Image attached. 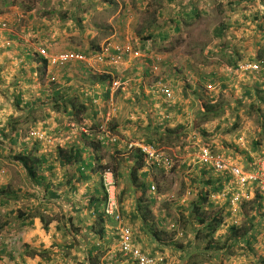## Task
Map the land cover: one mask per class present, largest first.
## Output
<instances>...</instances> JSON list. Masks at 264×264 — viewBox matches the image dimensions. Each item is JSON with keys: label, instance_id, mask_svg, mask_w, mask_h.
<instances>
[{"label": "crops", "instance_id": "obj_1", "mask_svg": "<svg viewBox=\"0 0 264 264\" xmlns=\"http://www.w3.org/2000/svg\"><path fill=\"white\" fill-rule=\"evenodd\" d=\"M26 1L32 6L35 4L32 11L26 12L29 7L25 8L26 2L23 0V7L10 6V11L4 14V18L0 17L2 23L10 21L8 16L11 14L16 15L11 10L25 15L20 25L10 23V29L0 27V147L4 149L0 153V167L7 165L6 161H9L12 162V167L19 170V175L12 169L8 170L5 183L1 187L8 191L5 199L10 197V200L3 203L0 201V206H4L0 212L3 235L0 239V264H132L121 252L116 236L118 223L104 214L106 199L102 167L105 165L115 166L119 184V212L124 223L134 230L135 244L145 254L151 257L163 255L166 257V264H190L189 257L196 259L198 255L200 262L206 259L201 264H251L252 260L260 258L250 251L238 250L247 245V238L229 240L227 247L221 245L230 228L225 225L227 223L221 226V230L225 229L222 232L219 229L218 232L221 233L215 238L220 242V250H206V245H200L203 240H197L195 229L198 226L194 218L190 219L189 209L203 187L199 184V188H196L192 183L193 180L203 182L213 176L210 173L203 177L202 172L207 170L198 165V154L190 156L191 147L195 143L187 147L192 144L189 139L183 144H176L174 148L178 147L188 153L183 151L180 154L181 168L188 170L193 164L194 169L201 170L199 176L196 174L188 178V175H172L169 177L170 181L166 174L161 175L146 167L139 172L138 179L133 181L135 164L130 160L132 154L124 144L147 139L157 143L158 137H163L167 129L174 132L175 122L178 123L186 115L185 101L177 99L176 103L170 105L157 92L159 81L150 70L151 59L154 56L163 57V65L169 68L164 70L170 72L169 77L174 86L180 79H171V76L181 75L176 70V73L172 71L175 58L173 54L176 52L175 47H172L173 37L184 36V31L191 36L192 31L185 28H192L203 16L210 15L222 21L213 30L214 36L219 33L218 28L224 26V37L229 29L226 7L234 13L241 1L183 0L181 5V0H138L139 5L133 6L134 14L144 13L137 17L134 24L132 19L125 22V0ZM248 2L256 0H242L245 6ZM251 11L252 9L249 12ZM249 12H245V15L250 16ZM112 17L115 23L111 21ZM105 22L114 27L113 32L110 25V36H107ZM69 37L72 38V43ZM109 37L121 43L134 39L137 48L150 51V58L128 61L118 69L100 67L101 70L94 73L86 65L76 62L52 69L47 59L40 54L41 49L56 55L67 52L95 53L105 41L111 39ZM77 38L78 42L75 43ZM160 42H168L172 46L161 50L157 47ZM210 50L211 47L208 46L205 52ZM234 61L237 59L232 56L229 64ZM199 66L200 63L197 64V71ZM92 74L95 79L93 83H88L87 90L93 96L91 95V99L84 98L87 112L81 113L79 119L65 116L56 107L49 109L48 104L46 108L39 105L44 102V97L53 101L56 100L55 96L59 99L61 96L66 97L65 100L79 96L71 94L79 92L82 87L78 85L77 79L87 81L86 76ZM52 76L56 79H68L66 82H69V95L61 92L57 94L56 91L52 93L48 91L45 81H40ZM98 77L107 79H97ZM110 80L118 86L117 89H108L107 81ZM199 83L202 81L199 80ZM93 99H99L101 104L95 105ZM196 99L191 101L196 102ZM106 100L116 102L118 112L111 125L112 133L122 141L114 144L109 138L105 142L101 141L99 150H94L89 141H100L99 132L95 134L96 131L91 130L87 134L80 131L76 135L74 132L80 130L85 123L89 124V128L98 122L102 118L101 106ZM54 104L57 106L62 103ZM132 114L142 115V119L132 121ZM33 130L44 131L54 138L53 146H44L42 142L31 138L29 134ZM72 145L86 146L83 158L90 164L86 163L82 173L76 170L78 166H73L70 170L68 166H63L64 160L58 156V148L67 149ZM172 145L163 143L162 147L172 149ZM197 152L199 151H195ZM19 154H25L29 159L44 160L42 170L36 178V181L42 180V184L37 185L22 164L15 160ZM245 154V162L251 164V167H242L248 171L255 170L256 163L264 158V152L253 151V155ZM174 180H182L183 187L178 191L172 189L171 193H159L162 181L173 183ZM140 181L146 184L147 192L138 187ZM153 185L158 189L157 194L151 191ZM190 198H193L191 203L188 202ZM219 205L230 207V202L228 199L221 200ZM100 215H103L102 218H99ZM242 215L246 220L251 217L258 218L254 222L252 234H258L255 244H261L264 238L263 219L255 213L245 215L242 212L241 217ZM192 226L193 231L189 234L188 229ZM250 226L249 223L248 227ZM179 229H182L180 235L186 239V248L177 246L178 236L174 239L169 235L170 231ZM187 233L189 235L185 236ZM191 244L192 248L189 246ZM196 245H199V254L193 251Z\"/></svg>", "mask_w": 264, "mask_h": 264}, {"label": "rangeland", "instance_id": "obj_2", "mask_svg": "<svg viewBox=\"0 0 264 264\" xmlns=\"http://www.w3.org/2000/svg\"><path fill=\"white\" fill-rule=\"evenodd\" d=\"M235 1H241V3L237 2V11L232 13L230 9L226 7L227 11L225 15L227 18L229 29L227 33H224V37L214 36L213 30L216 26L221 25L222 21H220L215 16L210 15L203 16L200 22L198 20L194 23L192 28H185V30L190 29L192 31L191 36L187 35V31H184V36L176 35L173 37V46L168 42H160L157 45V47H159L161 50H164L169 45L175 47L176 52L173 54L175 56V58L173 59L174 70L172 69V71H178L181 76H179L178 74L177 75L179 77L171 76V79H180L178 82L174 83V86L169 77L170 72L164 70H169V68L163 65L164 59L162 56L154 58V61L149 64V67L155 79H158V81L160 79H166V84H168L173 90V104L176 103L177 99L185 101L184 113L186 115L184 116V119L183 117H181L178 123L177 121L175 122V132L170 139H172L173 141L180 140L181 144L188 142L190 139L192 144L187 145V147L193 145V143H195L196 146L194 145L193 147H195L196 149H199V147L203 146L211 147L214 151L223 154L231 162L232 160L238 161L237 164H239L240 166L245 165L247 166V169H250L251 164H247V162H245V160H247L245 159V153L253 155V151L264 152V72H261V69L254 70L252 68H247L246 66L251 62H257L260 58L264 57V3L263 0H260V2H258L259 0H256V2L246 3L245 6L242 3V0ZM125 3H127V5L124 7L125 22L132 19L134 24L137 17L144 12L134 14L135 8L133 6L139 5L138 0H125ZM181 5H183V0H181ZM10 6L14 7V5L10 4L8 1L5 2L3 0H0V17L4 18V14L10 11ZM250 9H252L251 12H249ZM240 10L241 13L239 12ZM11 11L15 12L16 15L11 14L10 16H8L10 13L9 12L5 17L7 19L8 16L11 22L8 20L3 21L2 23H14L16 20L15 16L21 17V19H25V15L22 12H17L14 10ZM245 12H249L250 16H246ZM113 18L114 17L111 18V21L115 23ZM223 22H225V20ZM17 23V25H20L23 22ZM105 23L107 25V36H110L111 24H109L108 22ZM111 27L114 32L115 30L113 25H111ZM1 28L10 29V27L8 26L5 28ZM69 40L71 42L72 38L69 37ZM77 42L78 38L76 39L75 43ZM110 45L116 47L125 46L130 47L132 50H138V48L136 47L137 42L134 39H130L127 42L121 43L111 38L105 41L104 44H102L99 48L101 50L103 48L106 49ZM241 45H243V47H241ZM208 46L211 47L212 51L210 50L208 52H205ZM199 49H201V51H199ZM232 56L233 58L237 59V61L229 64ZM199 63L201 64V66H199V71H197L196 68L197 64L199 65ZM236 63L240 64V66L236 67ZM93 77L95 78L94 74L87 75L86 80L88 82H82L80 79H77V82H79L78 85L82 87L81 89H79V92H72L71 94L79 95L81 97L84 96V92H86L87 88L89 87L88 83L91 84L94 81V79H92ZM199 80H201L202 83H199ZM40 81L42 83L45 81V85L48 91L52 93L57 91V89H62L61 91L62 93H64V95H69L68 92L70 91V88L67 85L69 82H66L68 81L66 79H59V82L57 83H53L51 79H43V81L42 79H40ZM83 83H85V86L83 85ZM223 85H226L227 87L222 89ZM108 86L110 87V89H117V86L113 84L112 80L107 81V87ZM200 95H207V97H211L212 99L215 98L214 102L222 101V103H224V107H226V111L222 114L221 117L214 119L211 118L210 121L207 122L204 117L199 115L201 110V105L198 100L199 98L195 103L191 101V99H196L195 97H200ZM55 98L56 100L52 101L51 99L44 97V102L40 103L39 105H44L46 108L48 104L49 109H55L56 106L54 103H64V100H62L61 97L59 99V97L55 96ZM114 104L116 105V102ZM148 116L150 118V115ZM139 119H142V115L138 116L137 114H135L132 121H138ZM82 127L83 126H81L80 130L77 129V131L74 132V135L79 134L80 131H83ZM198 127H200L199 130H195V128L197 129ZM201 128L206 131L202 132ZM192 130L194 132H191ZM69 136H71V134ZM46 137L48 140H45L42 144L44 146H53L54 138L49 135H46ZM240 138H243L244 142H240ZM167 148L168 147H160L161 150L169 152L174 161V169L170 172L165 173L168 178L172 175H188V178H190V176H196V174L199 176L201 170L194 169L193 164H191L190 166L188 165V170L181 168L182 160L180 158V154H183V151L185 154H188L186 150H181L178 147V149L174 147V149ZM48 154H50V152H48ZM190 154L191 157H194L196 156L194 154H198V152L195 153V150L193 149ZM6 162L7 165L4 163V165H2L4 170L6 171V175L7 171L10 169H12L13 172L18 173L19 175V170L10 165L12 162ZM233 163L236 162L233 161ZM199 164L200 163H198V165ZM210 173L216 180L220 179L217 173L209 171L208 175ZM177 178L179 179V177ZM17 180H19L18 176ZM169 181H167L164 186H162L161 190L163 192L171 193L172 189L178 191L183 187L182 180H174L173 183ZM192 185H195L196 188H199V180H193ZM192 188H194V186ZM257 192H260V194H264V188H259ZM257 192H255V196ZM253 200L255 201V199ZM253 200L252 202H254ZM192 201L193 198H190L188 200V202L190 203ZM18 202L19 201H17V205ZM209 202L211 204L213 203V205L215 206V210L218 209V211L221 210L227 214V218L225 219V223L227 224L225 225H229L231 227V224H233L235 221V217H232L230 215L229 207H224L225 205L221 207L219 205V202L213 201V199L211 198ZM252 202L250 201V203ZM22 204L23 203H21V206ZM224 204L226 203L224 202ZM189 205L190 204H188L187 207H189ZM253 207L254 206L246 205L245 208H242V211L247 213L248 215H250L251 213H255L258 216H261L264 221V217H262L264 216V208L259 209V211L257 210V213L256 209H253ZM3 208L4 206H0V212H2ZM236 217L240 221L239 225H249V222H247L248 220H246L243 215L241 217V214H239ZM192 229L193 227H190V229H188L189 234L192 233ZM224 229L225 228H223L222 230ZM228 231L226 232V235L228 234ZM181 232L182 229L172 230L169 232V235H172L173 238L178 236L179 239L176 241L177 246L182 245L183 248H186V244L184 243L186 239L185 237L180 235ZM221 232L215 234L214 238H218ZM226 237L227 236L223 237L224 239H222L221 245L224 244V241L226 242ZM1 238H3V235L2 231L0 230V239ZM202 240V243L199 244L205 246L208 241L207 237L203 238ZM245 249H247V246H245L244 248H238L239 251ZM248 250L251 253L255 254L257 257H264V238L263 241H261V244L256 243L252 247H248ZM195 252L199 254V248ZM199 260L200 257L198 255L196 259L193 260V262H195L196 264H201L206 259L204 258L202 262H200ZM251 264H261L260 258L252 260Z\"/></svg>", "mask_w": 264, "mask_h": 264}, {"label": "built area", "instance_id": "obj_3", "mask_svg": "<svg viewBox=\"0 0 264 264\" xmlns=\"http://www.w3.org/2000/svg\"><path fill=\"white\" fill-rule=\"evenodd\" d=\"M5 26L6 25H4V27ZM112 50H116L120 54L118 56L112 55L110 54ZM41 54L44 56L48 55L46 50H41ZM131 54L140 56L139 52L132 51L130 47H116L110 45L102 51V53L92 57L79 53L67 52L58 55H51L49 58L52 66H64L72 62H80L93 70L103 64L122 65L124 64V56ZM260 63H250L246 67L254 70H262L264 69V59ZM157 90L168 101L173 100V91L168 84L159 81ZM115 111L116 108L111 102L104 115V121L100 126L101 133L108 134L113 143L117 140V142L122 141L117 135L112 133L110 128V123L114 118ZM30 136L39 139L40 141L47 140L45 133H42L41 131H32ZM240 142H244V139L240 138ZM127 146L129 150H134L136 148L142 149L146 155V165L151 166V168L155 167L157 164L163 167L167 172L174 169V161L171 155L165 151L156 150L153 147L138 142L127 143ZM198 162L202 167L223 175L224 178L225 176L229 178L223 191L221 193L211 194V199L217 202L228 199L230 202V215L235 217V221L231 226H239L240 221L236 216L241 214L242 205L255 199V192H257L259 188H264V158L256 163L255 170L247 171L239 164L228 160L223 154L214 151L211 147L203 146L199 147ZM102 176L107 192V205L105 212L118 223L116 230L123 256L132 264H166L165 256L160 255L158 257H151L145 254L138 245L135 244L134 230H132L131 226L124 223L123 217L119 212L118 186L114 174L110 170H105ZM5 177L6 172L4 170L0 171V183L5 180ZM152 190L155 192L157 190L156 186H153Z\"/></svg>", "mask_w": 264, "mask_h": 264}, {"label": "trees", "instance_id": "obj_4", "mask_svg": "<svg viewBox=\"0 0 264 264\" xmlns=\"http://www.w3.org/2000/svg\"><path fill=\"white\" fill-rule=\"evenodd\" d=\"M4 1L5 2L8 1L10 4H13L14 6L20 5L21 7H23V0H4ZM28 1L33 2V0H28ZM25 2H26V5L24 4L25 8L29 7L28 9H26V12L32 11L34 9L35 4H34V6H32L26 0H25ZM224 29H225L224 26L221 28L220 27L218 28V30H219L218 31L219 33L217 34L218 37H223ZM82 54L88 55V56L93 55V53H89V52H85ZM263 59H264V57L260 58L257 62H251V63L258 64L261 61H263ZM235 66L238 67V66H240V64L236 63ZM261 72H264V69H262ZM92 79H95V78L93 77ZM97 79H107V78L98 77ZM66 80H68V79H66ZM226 87H227L226 85H223L222 89L226 88ZM56 92H57V94H59V91H56ZM60 92L62 93V91H60ZM195 96H197V95H195ZM61 98L64 100V103L57 105L56 109L62 110L63 114L65 116H69V117H73L75 119H79L81 113L84 114V112H87L86 106L84 105V99L81 98V96L67 98L66 100H65L66 97L61 96ZM196 98L197 99L199 98L198 100H199L200 105H201V110H200L199 115L204 117L207 122L210 121L211 118L214 119V118L221 117L222 114L226 111L225 110L226 107H224V103H222V101L214 102L215 98L212 99L211 97H207V95H200V97H196ZM69 109H71V111H69ZM87 118H88V116H87ZM88 119L92 120L90 118V116ZM95 120H96V116L93 117V121H95ZM99 125H101L100 120H98V122H96L95 125H93V126H95V128L90 127V130H89V132L91 130L96 131L95 134L97 132H99L98 134L101 136L100 141L99 140L89 141V143L93 145L94 150L95 149L99 150L98 148L100 147V145H102L101 143L105 142L104 140H106V139L110 138L111 143H113L111 137L108 136V134L101 133L100 128L99 127L97 128V126H99ZM110 128L112 131V126H110ZM199 128L200 127H198L196 130L198 131ZM201 130H202V132L206 131L202 128H201ZM174 132H173V130L167 129L165 132V135H163V137H161V136L158 137L157 143L152 141V139H147L145 141H138V142L142 143L146 146L153 147L156 150H161L160 147L163 146V143L173 144L172 146L175 147L176 144L180 143V140L170 141V142L168 141L172 137ZM91 133L94 134L93 132H91ZM84 142H87V141L84 140ZM119 142H121V141H119ZM119 142H117V143H119ZM125 146L127 148V151L132 154L130 157V160H132L133 163L135 164V166L133 168V181H136L138 179L137 175H139V172L141 170L145 169V167L148 169H153V170L155 169V172L161 173V175H164L167 172L163 167H161L157 164L155 165V167H152V168H151V166L146 165L147 159H146V155L142 151V149L136 148L134 150H129L127 144H125ZM193 149L195 151H199V149H195V148L191 147V150H193ZM3 151H4V149L2 147H0V153H2ZM85 151H86V146L79 147V145H72L67 149L58 148V156H59V158L64 160L63 166H68L69 170L73 166H76V167L78 166L77 167L78 169L76 168V170L82 173L85 171L86 163H88L83 158ZM15 160L19 161L22 164V166L25 168V170L28 173V175L30 176V178L35 180L37 185L42 184V180L36 181V178L38 177V173L41 172V170H42L44 160L41 161L39 159H37V160L29 159L28 156H26L25 154L17 155L15 157ZM88 164H90V163H88ZM79 165H80V167H79ZM82 166H84L83 169H82ZM87 167H88V165H87ZM114 167L115 166L105 165L104 167H102L104 169L103 172L105 170H110L115 175L116 169ZM2 170H4V168L0 167V171H2ZM208 172L209 171H207V172L203 171L202 175L205 176L206 174H208ZM218 177H220V179L216 180V179H213L214 177L209 176V179L203 180V182H199L200 186L203 187V190L199 191V193L196 196L197 197L196 201L191 203V208L189 210L190 219L194 218L196 221V224L198 226V227H196V229L194 228L195 230H197V234H196L197 240H202L203 238L207 237L208 243L206 244L205 249L214 250V251L220 250V248H221L220 242L215 240L214 237H215V234H217V232L221 228V226L224 225L225 219L227 218L226 213H224L221 210L218 211V209L215 210V206L209 202V200L211 198V194L222 192L224 187L227 184V180L229 179L227 176H225V178H223V176L218 175ZM115 179H116V175H115ZM4 183H5V180L0 183V201L2 203H3V201H9L10 200V197H7L5 199V196L8 194V191L6 189L1 188L4 185ZM102 183H103V188L105 191V199H106L105 202L107 205V192H106V188L104 186L103 178H102ZM116 183H117V186H119L117 180H116ZM161 184H162L161 186H164L165 182L162 181ZM153 186H156V185H153ZM153 186H151L152 192H154L152 190ZM138 187L141 188V190L143 192L148 191L146 189V184L143 183L142 181H140ZM118 189H119V187H118ZM157 192H158V189L155 191V193L157 194ZM159 193H164L160 187H159ZM263 202H264V195L262 193L260 194V192H257V194L255 196V201L252 203H250V202L244 203L242 205V208H245L246 205H251V206H254L253 209L255 208L256 210L259 211V209L263 208ZM257 203H258V205H257ZM242 212L243 211H241V213ZM102 214H103V212H102ZM104 214L107 217H110L106 214V212H104ZM243 214L246 215L247 213L243 212ZM102 216L103 215H100L99 218H102ZM257 219H258L257 217H251V219L247 221V222L251 223L250 227H248L247 224L245 226H241V225L234 226V225H232L229 228L228 234L226 235L227 236L226 242L224 243L223 246L226 247L227 242L229 240L234 241V240H238V239L242 240L243 238H247V245H246L247 249H245V251H249L248 247H252L255 244L256 236H258V234H255V235L252 234V228H253L255 220H257ZM192 227H194V226H192ZM45 228H46V226H45ZM0 230H1V227H0ZM184 235L187 236L189 234L187 233ZM116 236H117V230H116ZM250 238H252V241ZM118 239H119V237H118ZM189 246H190V248H192L193 245L191 244ZM198 248H199V245L198 246L196 245L195 250H193V251L195 252L196 250H198ZM193 260H194L193 257L190 256L189 257V263L190 264H196L195 262H193ZM260 262H261V264H264V257H260Z\"/></svg>", "mask_w": 264, "mask_h": 264}, {"label": "clouds", "instance_id": "obj_5", "mask_svg": "<svg viewBox=\"0 0 264 264\" xmlns=\"http://www.w3.org/2000/svg\"><path fill=\"white\" fill-rule=\"evenodd\" d=\"M15 18H16V20H15V22L13 23L14 25H17L18 23L17 22H19V23H21L22 21H23V19H21V17H18V16H15ZM20 19V20H19ZM1 25H0V27H3V28H5V27H10L11 28V25H10V23L9 24H6V23H0ZM4 25H6L5 27H4ZM118 47H120V46H118ZM122 47H125V46H122ZM41 50H46V49H41ZM41 50H40V54H41ZM105 49L103 48L102 50L100 49V48H98V50L95 52V53H93V55H90V56H88V55H85V56H88V57H92V56H94V55H97V54H99V53H102V51H104ZM132 51H134V52H139L140 53V56H135L134 54H131V55H126V56H124V64H122V65H110V64H103V65H99L96 69H90L89 67H87L88 68V70L89 71H91V72H98L99 70H101V69H103V68H105V67H110V68H113V69H118L119 67H121V66H124L125 65V63L126 62H128V61H135V60H137V59H144V58H150L149 57V55H150V51H144V50H142V49H140V48H138V50H132ZM46 52H47V56H44V55H42L43 57H45L46 59H47V61H48V65L50 66V68H52V69H56V68H63V67H65V66H67V65H69V64H71V63H69V64H66V65H64V66H52L51 65V63H50V56L51 55H56V54H50V53H48V51L46 50ZM74 53H79V54H82V53H80V52H74ZM61 54V53H60ZM110 54H112V55H115V56H118L120 53H118L116 50H112L111 52H110ZM58 55V54H57ZM84 55V54H83ZM156 57H161V56H154L153 57V59H151V63L154 61V58H156ZM72 63H74V62H72ZM76 63H80V62H76ZM82 64H84V63H82ZM252 64H254V63H252ZM85 65V64H84ZM100 67H102L101 69H100ZM51 81L53 82V83H57V82H59V79H56V77H54V76H52L51 78ZM159 81H161V82H164V83H166V79H161V80H159ZM105 84V83H104ZM158 84H159V82H158ZM157 84V85H158ZM117 88H118V86H117ZM157 88V87H156ZM108 89H110V87L108 86ZM59 92L62 90V89H57ZM111 90V89H110ZM107 91V90H106ZM173 91V90H172ZM157 92H158V90H157ZM159 93V92H158ZM91 92H90V90H87L86 92H84V96H82V98L84 99H91ZM159 95L164 99V101L167 103V104H170V105H172L173 104V101H171V100H167L166 98H164L163 96H162V94H160L159 93ZM93 96V95H92ZM84 99V100H85ZM112 101L111 100H109V101H105L104 103H103V105L101 106V109H102V118L100 119V121H101V124L103 123V121H104V115L106 114V112H107V109H108V106H109V104L111 103ZM93 103L95 104V105H100L101 104V102H99V99H96V100H94L93 99ZM113 104L115 103V102H112ZM114 106H115V108H116V111H115V113H114V118L112 119V121H111V123H110V126L112 125V123H113V121H114V119L116 118V116H117V112H118V109H117V106L114 104ZM133 116H134V114H132L131 115V119H133ZM87 125H89V124H87V123H85L84 125H82L83 127V133H89V130H90V127L88 128L87 127ZM93 125H95V123H93ZM91 126L92 128L93 127H95V126ZM100 126L101 125H99L98 127L100 128ZM33 131H41V130H33ZM32 132V131H31ZM30 132V133H31ZM42 133H45L44 131H41ZM45 135H47L46 133H45ZM29 136H30V134H29ZM31 137V136H30ZM31 138H34V137H31ZM35 140H37V141H40L39 139H36V138H34ZM46 139H47V137H46ZM121 139V138H120ZM48 140V139H47ZM122 140V139H121ZM40 142H44V141H40ZM131 142H138V141H130V142H125L124 144H127V143H131ZM139 143V142H138ZM163 151V150H162ZM166 152V151H165ZM167 153H169V152H167ZM199 153V152H198ZM170 154V153H169ZM199 163V162H198ZM201 166V165H200ZM202 167V166H201ZM202 168H204L205 170H207V171H211V170H208V169H206L205 167H202ZM103 174V173H102ZM217 175H220V174H217ZM221 176H223V175H221ZM102 178H103V176H102ZM222 178V177H221ZM224 178V177H223ZM5 180H6V177H5ZM227 185V184H226ZM225 188V187H224ZM221 193V192H220ZM112 218V217H111ZM115 220V219H114Z\"/></svg>", "mask_w": 264, "mask_h": 264}]
</instances>
